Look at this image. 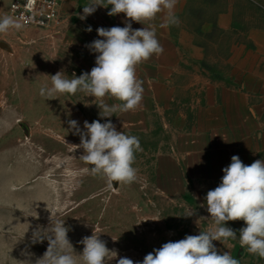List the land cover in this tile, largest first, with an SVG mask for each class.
<instances>
[{"label": "rangeland", "instance_id": "rangeland-1", "mask_svg": "<svg viewBox=\"0 0 264 264\" xmlns=\"http://www.w3.org/2000/svg\"><path fill=\"white\" fill-rule=\"evenodd\" d=\"M243 1L238 31L204 34L201 21L214 18L226 0H187L177 16L179 24L169 25L174 45L169 53L164 49L137 67L144 89L141 105L112 117L102 118L100 101L83 92L57 94L55 99L40 95L58 71L71 78L95 66L97 54L86 45L100 39L97 28L119 26L116 15H108L111 6L97 7L81 20L90 0H75L70 6L63 0L57 26L0 33V264H35L48 241L31 243L32 232L37 226L47 228L51 220H64L76 253L83 250L79 241L95 231L118 253L108 264H117L121 257L142 262L164 243L213 226L206 194L221 183L233 155L242 160L241 138L234 129L227 130L221 104L222 88L235 85L226 59L252 23L248 15L255 16L257 7L264 10V0H250L253 5ZM10 2L0 0V17L9 15ZM183 29L201 48L200 58L178 40ZM105 102L118 103L111 98ZM70 119L82 130L84 121L110 119L117 131L138 137L142 151L135 154L136 182H114L113 187L106 178L86 174L90 165L79 158L83 149L74 146L80 136L69 129ZM257 159L264 160V150L257 151ZM190 211L195 214L186 217ZM226 226L236 231L237 239L213 241L218 253L230 252L240 264H264L239 244L244 221H228Z\"/></svg>", "mask_w": 264, "mask_h": 264}, {"label": "clouds", "instance_id": "clouds-1", "mask_svg": "<svg viewBox=\"0 0 264 264\" xmlns=\"http://www.w3.org/2000/svg\"><path fill=\"white\" fill-rule=\"evenodd\" d=\"M177 2L90 0L83 6L80 19L92 15L97 7L111 6L109 16L123 13L130 21L143 25L166 11V25H178L179 19L174 13ZM22 28L23 25L10 15L0 17V33ZM86 30L91 32V26ZM96 31L100 39L86 45L97 54L91 71L79 76L73 73L71 78L63 70L58 71L50 76V87H41L40 95L55 99L57 94L75 95L83 92L100 101L97 106L102 118L112 117L117 112L135 111L142 103L144 92L143 81L136 74L137 67L154 55H162L164 48L155 30L150 27L133 29L129 22L124 27H99ZM106 98L118 103L109 105L105 102ZM68 125L73 134L80 136V144L74 146L83 149L79 158L90 165L84 170L86 174L106 178L109 186H113L114 182L118 185L136 182L138 170L133 166L135 154L142 151L138 137L117 131L110 119L105 123L100 120L91 123L84 121L83 130L76 120L70 119ZM222 171L224 175L221 183L209 190L205 197L207 211L213 221L212 227L200 231L199 235H186L184 239L164 243L145 255L142 262L121 257L117 264H240V260L230 252L218 253L213 244V241L225 243L236 240V231L227 227L226 223L240 220L245 224L239 230L240 246L249 254L264 259V160L245 165L239 156L233 155L231 163ZM194 214L190 211L186 217ZM69 231L64 220H51L47 228L37 226L32 232L31 243L46 239L48 248L42 257L36 259L35 264H108L110 258L117 257L118 253L110 250L95 231L79 241L83 250L76 253L68 238Z\"/></svg>", "mask_w": 264, "mask_h": 264}, {"label": "crops", "instance_id": "crops-1", "mask_svg": "<svg viewBox=\"0 0 264 264\" xmlns=\"http://www.w3.org/2000/svg\"><path fill=\"white\" fill-rule=\"evenodd\" d=\"M63 0H61L62 2ZM75 0H65L66 6H70ZM243 1V0H242ZM241 0H226L224 8L220 9L214 18L207 16L201 21L199 30L211 33L215 30L224 32L238 31L240 21L237 17ZM248 5L252 2L244 0ZM187 0H178L174 13L176 16L183 13ZM62 4V9H63ZM65 7V6H64ZM255 16L248 15L252 23L242 34V39L233 43L227 56L229 64L228 77L235 84L232 88H222L223 98L221 104L225 107L229 125L228 129H234L235 134L241 138L242 161L250 165L257 159V151L264 150V10L260 8ZM167 13L158 14L156 19L146 22L144 25L126 18L125 14L116 15L118 25L126 26L131 23L133 29L150 27L155 30L157 39L161 42L165 52L169 53L173 43L169 34V25H166ZM193 35L185 29L181 30L178 40L193 51L200 58L201 48L194 45ZM165 65L169 66V62ZM169 72V67L164 68ZM218 85H216L217 87ZM251 96L257 100L250 101ZM219 115V110L216 109ZM234 122V124L232 123Z\"/></svg>", "mask_w": 264, "mask_h": 264}, {"label": "built area", "instance_id": "built-area-1", "mask_svg": "<svg viewBox=\"0 0 264 264\" xmlns=\"http://www.w3.org/2000/svg\"><path fill=\"white\" fill-rule=\"evenodd\" d=\"M61 0H11L9 15L23 27L49 29L58 25L62 12Z\"/></svg>", "mask_w": 264, "mask_h": 264}, {"label": "trees", "instance_id": "trees-1", "mask_svg": "<svg viewBox=\"0 0 264 264\" xmlns=\"http://www.w3.org/2000/svg\"><path fill=\"white\" fill-rule=\"evenodd\" d=\"M240 221H242V220H240Z\"/></svg>", "mask_w": 264, "mask_h": 264}]
</instances>
